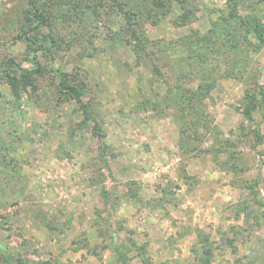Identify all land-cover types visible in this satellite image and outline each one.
<instances>
[{
  "label": "rangeland",
  "instance_id": "374dc122",
  "mask_svg": "<svg viewBox=\"0 0 264 264\" xmlns=\"http://www.w3.org/2000/svg\"><path fill=\"white\" fill-rule=\"evenodd\" d=\"M32 1L0 0V264H264V0Z\"/></svg>",
  "mask_w": 264,
  "mask_h": 264
},
{
  "label": "trees",
  "instance_id": "16d2710c",
  "mask_svg": "<svg viewBox=\"0 0 264 264\" xmlns=\"http://www.w3.org/2000/svg\"><path fill=\"white\" fill-rule=\"evenodd\" d=\"M31 2H33L32 0H30ZM233 10L236 7V3L235 1H233L232 4ZM231 10V15L234 16V11ZM233 11V12H232ZM45 19V14L44 12H39L36 8H34V10L31 13L27 14V20L28 23L30 21H35L36 24H41V22H43ZM252 27H253V31L256 34L258 43L261 47L264 48V26L261 25V23L255 19H253L251 21ZM26 41L28 42V45L34 44L35 42L32 41L31 37H26L25 38ZM52 42L51 36L50 35H45L42 38L41 43L39 44V48L40 49H45L48 48L47 46H50V43ZM37 50V48L35 49ZM5 64H7V66H9V68L13 71V72H17L20 70V76L21 78L18 79L16 77V75H10L9 72H7V81L10 83V85H12L14 88L17 87V84L20 82V80L23 82L24 86H28L32 84V79H33V74L38 72V66L35 67V69L33 70H26V69H19L17 68L18 66L14 63V61L12 59H8Z\"/></svg>",
  "mask_w": 264,
  "mask_h": 264
}]
</instances>
